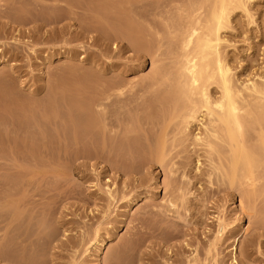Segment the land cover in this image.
<instances>
[{
	"label": "rangeland",
	"instance_id": "374dc122",
	"mask_svg": "<svg viewBox=\"0 0 264 264\" xmlns=\"http://www.w3.org/2000/svg\"><path fill=\"white\" fill-rule=\"evenodd\" d=\"M129 1L74 0L75 12L69 14L54 8L52 0H0V84L5 79L18 89L12 99L0 96V132L17 128L24 134L35 132L38 139L50 138L47 151L39 141L28 149L27 160L20 165L22 171L0 170V184L6 182L11 187L5 186L4 191L10 189L25 203L21 221L11 226L9 237L21 231L25 222L29 226L36 223L40 235L48 232L53 237L48 247L44 239H39L31 257L22 258L20 264H191L193 258V264H211L213 252L207 254V247L213 240L218 217L234 220L229 227L242 234L236 250L238 264H264V174L260 182L263 191L254 202L238 184L229 186L215 172L205 176L203 173L211 171L212 165L203 148L183 149L177 140L182 136L181 117L167 113L166 104L157 98L165 85L160 86V78L151 80V75L155 69H165L170 74L164 82L174 81L175 37L165 31L158 37L147 36V45L154 50L153 63L148 51H142L136 60L132 49L122 50L121 42L120 48L110 46L108 50L100 44L104 28L100 22L106 19L112 29V19L132 15ZM188 1L161 3L170 15L172 6ZM157 2L153 0L150 5ZM248 9L252 20L235 11L224 33L225 56L240 79L249 72L264 70V0H251ZM60 16L63 19L55 21ZM71 23L78 30L85 29L83 37L73 38L68 28ZM53 27H64L66 32L51 38ZM120 28L125 32L128 26ZM78 54L86 58L84 64L94 61L97 68H105L104 77L90 70H60L68 63L80 67ZM38 59H43L42 63ZM40 72L42 79L37 77ZM98 78L127 84L123 94L110 96L107 107L111 118L122 121V128L144 126L135 129L129 140L135 171L124 173L121 169H128L131 163L116 165L104 158L69 161L73 122L81 134L91 138L92 143L81 146V150L101 146L95 131L102 129V122L97 107L91 105L101 96ZM20 81L25 89L37 92L33 97L35 110L39 111L34 112L36 121H50V129L42 121L39 126L32 124L31 109L17 105L29 96L19 87ZM161 115L166 118L156 124L146 120ZM162 135L163 158L149 161V152L153 144L159 145ZM190 140L191 136L185 144ZM122 146L115 145L110 157ZM105 186L113 188L114 200H108ZM182 194L184 200L180 201ZM247 225L243 232L241 227ZM103 237L106 240L97 250L94 240ZM249 239L254 242L248 247ZM231 240H220L216 255L219 264H235L231 262ZM249 249L251 255L246 257ZM5 250L0 244V264H7L2 256Z\"/></svg>",
	"mask_w": 264,
	"mask_h": 264
},
{
	"label": "bare ground",
	"instance_id": "6f19581e",
	"mask_svg": "<svg viewBox=\"0 0 264 264\" xmlns=\"http://www.w3.org/2000/svg\"><path fill=\"white\" fill-rule=\"evenodd\" d=\"M152 1L131 0L127 2L132 15L122 19H112L111 23L114 25L112 29L108 27L106 19H103L100 22L104 26L100 32V44L105 50H108L110 46L112 49H118L122 44V50L132 49L135 52L136 60L142 56V51H148L151 63H153L154 50L153 46L147 45L149 42L147 36L158 37L161 32L165 31L175 37L177 41L174 52L175 71L171 74L174 81L164 82L170 74L165 69H155L152 72L151 80L156 81L160 78V86L163 83L165 85V88L158 91L161 95L157 97L166 104L165 111L167 113L171 111L170 113L181 117L182 136L177 140L183 149L187 147L191 149L203 148L212 165L211 171L203 173L205 176L210 177L211 173L215 172L219 179H225L229 186L234 183L238 184L243 194L254 202L259 192L263 191V185L260 186V182L264 174V70L254 74L249 72L244 79L237 78L224 51L226 41L224 33L230 27L231 14L240 11L252 20L248 9V3L251 0H190L185 4L172 6L170 15L164 9L165 5L162 4L165 0H157L158 2L151 6ZM51 4L54 8L62 9L69 14L75 12L73 10L74 0H52ZM63 17H57L55 21L58 22ZM167 20L172 21L167 22ZM124 26H128L125 32L120 28ZM73 27H75L73 23L68 26L71 30L70 34L74 33L75 40L84 36L85 29L78 30L77 27L72 29ZM65 32L64 27H53L49 34H51V38H55L59 34L62 36ZM124 40L127 41L125 45L122 43ZM78 44L81 46V42ZM30 50L34 52L35 49L31 48ZM65 54L69 55L66 52ZM47 58L48 56H45L44 59ZM85 59L83 55L78 54L80 67L70 66L68 63V65L63 64L60 70L63 72L68 69L90 70L89 72L98 73L104 77L105 68H97L94 61L84 64ZM40 61L43 59H38V62L42 63ZM37 77L42 79V73H37ZM129 83L131 82L129 81ZM19 85L20 88L28 92L29 96L24 102L16 100L17 105L19 106L21 103L31 109L29 115L33 117L32 124L39 126L42 121L47 129H50V121L41 118H39L41 121H36L34 112L39 114V111L35 110L36 100H33V97L37 92L32 88L25 89V84L22 81L19 82ZM97 85L101 96L91 105L97 107L98 117L102 122V129L95 131L99 135L101 146L94 149L91 147L86 151L81 150V146L89 142L92 143L91 138L81 134V129H76L73 122L74 128L70 132L69 161L74 163L79 157L87 160L104 158L116 165L131 163L128 169H121L124 173L135 171L137 167H133L134 156L129 140L134 137L135 129H144V126L136 128L131 124V126L122 128V121L111 118L107 107L110 96L123 94L127 84L120 81L106 82L98 78ZM15 91H18L17 86L8 84L5 79L2 80L0 96L4 94L7 99H12L11 96ZM11 108L13 107L10 106ZM162 118H166V115L146 120L156 124ZM169 118L171 119L170 115ZM11 123L13 124L12 121ZM195 124L198 127L194 128ZM115 126L118 128L114 129ZM116 136L119 137L116 138ZM190 136V142L185 144V139ZM35 141H39L45 151L49 148L50 138L48 136L38 139L35 132L24 134L17 128L1 131L0 170L5 169L11 173L22 171L21 162L27 160V151L35 147ZM115 145L123 146L116 155L112 154L110 157ZM163 149L164 135L160 137L159 145L153 144L152 150L149 152V161L161 160ZM3 183L6 182L0 184L2 190L0 194V232L2 233L0 244L5 246L6 253L2 256L7 264H20L22 258L31 257L34 247L39 244L40 240L44 239L47 242L44 245L48 247L49 240L53 237L48 235V232L40 235L41 232L37 231L36 223L29 226L28 222H25L21 231H16L12 237H9L11 226L16 221H21L25 203L10 189L4 191L5 186L6 188L11 187L7 183ZM103 192L108 196V200L115 199L113 188L110 186H105ZM179 199L183 201L184 194L180 195ZM233 221L222 217L217 218L213 240L207 247V254L213 252L211 264H219L216 260L219 242L230 237H232L230 246L233 254L231 262L238 264L236 250L242 234L235 233L234 229L229 227ZM247 228L248 225L245 228L241 227L243 232ZM105 240V237L94 240L95 244L97 243L95 248L100 250ZM248 242L249 247L253 245L254 240L249 239ZM250 250L246 252V257L251 255L252 250ZM192 261L191 264L195 263L196 259L193 258Z\"/></svg>",
	"mask_w": 264,
	"mask_h": 264
}]
</instances>
